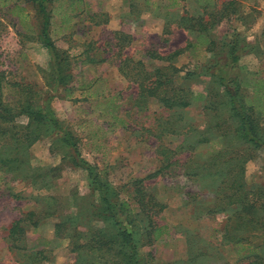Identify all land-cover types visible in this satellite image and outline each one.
Listing matches in <instances>:
<instances>
[{"label": "rangeland", "instance_id": "1", "mask_svg": "<svg viewBox=\"0 0 264 264\" xmlns=\"http://www.w3.org/2000/svg\"><path fill=\"white\" fill-rule=\"evenodd\" d=\"M227 1L48 0L49 36L59 55L53 65L39 41L42 18L36 5L24 0L2 5L0 0V111L11 119L0 121V150L21 161L0 165V264H33L29 257L35 252L45 257L35 264L119 261L116 244L115 252L72 250L97 235L117 242L116 228L94 214L98 196L90 189L85 166L71 162L72 151L60 133L22 113L27 101L33 109H53L60 125L76 137L80 158L108 185L113 199L126 204L129 212L121 219L134 232L141 264H245L249 250L264 260V224L244 226L236 220V209L225 206V189L219 185L227 164L216 165L218 172L208 162L212 153L228 150L223 160L231 155L232 164L242 163L237 174L242 190L258 193L264 202V150L234 137L235 118L211 75L235 45L239 60L228 76L237 80L244 103L253 105L264 134V24L253 28L264 14V0H230L232 14L215 18ZM197 19L209 23L206 31L197 32ZM179 49L181 54L171 59L153 58ZM138 63L151 76L161 67L168 86L186 91L192 104L170 110L141 98L131 79ZM55 66L63 73L60 80ZM14 84L29 88V94ZM29 126L31 143L11 153L15 142L9 136ZM163 147L175 150L167 169L161 163ZM185 164L209 174L188 179ZM139 180L144 198L152 196L164 205L150 217L135 199ZM29 212L38 225L27 220L15 240L17 248L11 247L8 229ZM257 215L264 218V209ZM154 227L162 232L157 240ZM227 229L234 239L249 243L245 250L224 238Z\"/></svg>", "mask_w": 264, "mask_h": 264}, {"label": "trees", "instance_id": "2", "mask_svg": "<svg viewBox=\"0 0 264 264\" xmlns=\"http://www.w3.org/2000/svg\"><path fill=\"white\" fill-rule=\"evenodd\" d=\"M12 0H2V5L9 4ZM48 0H24L25 3L33 2L36 7L39 15L42 18V26L40 32V43L41 45L48 50L49 54L51 55V63L53 65L57 64L59 61V55L56 51L54 43L52 42L49 36V27H50V12L46 8V3ZM16 2V1H15ZM15 4V3H14ZM233 5L232 1H227L221 3L220 11L217 13L218 17L214 16L215 18H225L226 16H230L232 14L231 6ZM172 6H175L173 4ZM14 7H17L14 5ZM203 21L197 19L195 21L196 26H198L197 32H204L207 29L209 23H201ZM215 22V23H214ZM217 21H213L210 25L216 24ZM192 26V25H191ZM193 28V26L191 27ZM182 50H176L167 56L161 55H154L153 58H157L160 60H168L171 59L179 54H181ZM239 60V53L237 52V47L235 45H231L228 50V57L225 63L215 65L217 71L212 73L211 75L215 77L217 86L221 88L222 99L224 100V104L229 107V111L231 115L235 118V127H234V137L237 140L242 141L243 143L250 144L254 147V149L262 148L264 150V134L261 131L259 123L257 119L254 117V107L253 105H248L244 103L243 97L240 96L239 86L237 80L228 76V70L233 67ZM139 66H136L135 73L132 75L131 79L133 82L137 84L139 96L143 99H155L163 107L167 109H174V108H186L192 104L191 96L187 95L186 91H183L178 88H170L168 82V76L162 70V68H155L151 75L146 74L143 71V67L141 63H138ZM58 66V65H57ZM55 66L57 69V74L60 80L63 77V73L59 69V67ZM140 66L142 68H140ZM164 69V68H163ZM209 70V69H208ZM1 79H3L2 74L0 73ZM0 79V80H1ZM1 83V81H0ZM15 87H18L25 95L29 94V88L23 85L14 84ZM262 85H258L260 87ZM1 90V87H0ZM183 94L182 93H185ZM219 95V94H218ZM220 96V95H219ZM262 98V96H261ZM247 106H246V105ZM3 102L0 97V109L3 108ZM22 113L25 116H28L35 122L43 123L48 127V129L52 131H57L60 133L61 140L63 144L68 147L72 153L70 155L71 162L73 164L85 166V169L88 174L89 178V186L93 194H97L99 199V207L94 214L96 216H101L104 220L110 222L113 227L116 228V234L114 237H117V242H112V240L103 239L104 235H97L90 237L89 240L83 241L82 245L75 247L72 250L78 248H86L91 250L92 248H97L98 250H103V252L107 251H114L113 246L116 244L118 246V252H115L116 260L118 259V263L113 264H141V259L137 255V245L135 243V235L134 232L128 227V225L121 219L124 215H126L129 211L126 207L124 202L118 203L116 200L113 199V192L110 190L108 185L103 181H100L98 174L94 171L93 167L89 165L86 161L80 158V153L77 145V139L74 134L62 127L58 118L56 117L52 108L49 105H45V107H39L37 109H33L30 105V102L27 101L26 106L22 107ZM4 114V115H3ZM6 112L4 111L1 113L0 111V121L2 120H11L9 117H6ZM115 123L125 126L124 121L118 119L116 117H112ZM1 124V123H0ZM3 126L0 125V136L3 135L1 131L3 130ZM27 130L25 133L19 135V133H11L9 136L10 139L13 140L14 148L10 149L11 153L18 154L19 151L25 148L26 143L29 145L31 143L32 131H30V126L26 128ZM20 132V131H17ZM23 137V142L20 143L21 138ZM25 142V144H24ZM229 145V142H226ZM23 146V147H22ZM4 152H8L7 150H0V165H7V167H13L16 162L21 163L20 159L17 157L9 158L8 153L4 155ZM228 152V150H219L210 155L209 165L214 166L216 170L218 169V165H225V173L226 177L220 181L221 186H223V190L225 189L223 198L226 202L225 206H234L236 212H234V217L238 221H242L244 226H248L249 224H257L261 226L264 224L262 221L264 218L258 217V213L264 209V202L261 201L258 193H249L242 190V185L239 183L237 178V174H241L242 172V163L238 162L237 164H232L233 158L228 157L226 160H223V157ZM160 155H162L161 163L163 165V169H167L171 167L174 163L171 162L172 155H175V150H170L168 148H160ZM228 154V153H227ZM226 154V155H227ZM236 160H239L236 158ZM217 165V166H216ZM162 168L159 170L158 173ZM218 172L219 169H218ZM209 171L206 168L195 170H188L187 164H185L184 168V175L188 179H202L204 175H208ZM220 174V173H218ZM234 174L235 176H232ZM232 176V177H231ZM199 179V180H200ZM142 180L136 182L137 188L135 189V199L139 204L140 211L150 217L151 214H154L156 211H160L164 208V205L157 202V200L152 197L148 196L147 199L144 198L146 195L142 192L141 188L138 186ZM217 208V207H216ZM153 209L155 211L152 213ZM215 209V208H214ZM225 210V207L224 209ZM214 212V211H209ZM35 216L34 212H29L25 216H22L18 220L14 221L10 228L8 229V239L11 241V247H16L15 243L20 235L24 233V227L26 225V221H29V225L37 226L38 221H32V218ZM26 225V226H25ZM62 228L61 224L55 225V230L57 234L59 233L60 229ZM154 240H157L158 237L161 235V228L154 227L153 229ZM20 234V235H19ZM224 238L228 239L229 241L235 243V245H239L241 250H245V246L249 245L247 241H243L242 237H238L234 239L231 235L230 231L227 229L225 230ZM241 241V242H240ZM94 246V247H93ZM258 247V246H257ZM256 247V249H257ZM41 252H35L31 254L29 257L32 260V263L35 264L36 262L39 263V260H45V257L42 256ZM245 264H264V260L262 256L257 253L255 250H249L248 254L244 257ZM93 264V263H92Z\"/></svg>", "mask_w": 264, "mask_h": 264}, {"label": "crops", "instance_id": "3", "mask_svg": "<svg viewBox=\"0 0 264 264\" xmlns=\"http://www.w3.org/2000/svg\"><path fill=\"white\" fill-rule=\"evenodd\" d=\"M263 20H264V14L261 18H259V20L253 25V28L257 29L259 27H261L264 23H263ZM244 28V25L242 26Z\"/></svg>", "mask_w": 264, "mask_h": 264}]
</instances>
